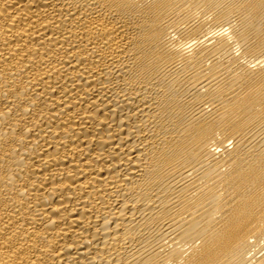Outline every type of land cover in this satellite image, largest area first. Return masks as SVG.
<instances>
[{
    "label": "bare ground",
    "instance_id": "bare-ground-1",
    "mask_svg": "<svg viewBox=\"0 0 264 264\" xmlns=\"http://www.w3.org/2000/svg\"><path fill=\"white\" fill-rule=\"evenodd\" d=\"M0 264H264V0H0Z\"/></svg>",
    "mask_w": 264,
    "mask_h": 264
}]
</instances>
